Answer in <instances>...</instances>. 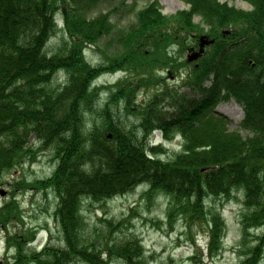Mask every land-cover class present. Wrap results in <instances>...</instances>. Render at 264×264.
Here are the masks:
<instances>
[{
    "label": "trees",
    "instance_id": "obj_1",
    "mask_svg": "<svg viewBox=\"0 0 264 264\" xmlns=\"http://www.w3.org/2000/svg\"><path fill=\"white\" fill-rule=\"evenodd\" d=\"M111 1L0 0V187L14 166L33 163L41 151L51 150L56 162L52 175L20 182L15 189L53 191L55 219L65 240L64 247L47 245L37 251L29 246L37 229L10 231L5 243L15 252L13 264H112V255L126 264H152L137 238L120 247L79 241L85 200L105 202L141 185L147 187L145 196L167 198L169 217L211 218L210 255L218 251L227 225L206 200L239 192L246 249L241 264H264V0H244L251 3L250 10L227 1L184 0L189 7L171 15L155 0L118 33L113 12L92 15ZM59 33L61 45L48 52L49 41ZM201 34L215 42L199 59H184ZM109 35L121 51L90 63L85 46L99 49ZM60 71L66 80L53 86ZM117 71L125 76L111 86L100 119L107 125L101 129L96 123L86 130L85 113L94 102L97 106L99 96L95 80ZM165 71L180 87L166 86L163 94L144 101L147 105L137 103L135 90L151 88L159 81L155 72ZM230 99L244 110L236 129L217 111L220 102ZM121 101L139 121L138 136L113 116L112 104ZM156 130L166 141L181 138V150L172 158L160 156L164 143H152ZM17 191L9 204L0 206L4 229L22 220ZM198 264L206 263L200 259Z\"/></svg>",
    "mask_w": 264,
    "mask_h": 264
},
{
    "label": "rangeland",
    "instance_id": "obj_2",
    "mask_svg": "<svg viewBox=\"0 0 264 264\" xmlns=\"http://www.w3.org/2000/svg\"><path fill=\"white\" fill-rule=\"evenodd\" d=\"M152 1L155 0H127L126 3L122 0H113L110 4L106 2L100 5L92 12V15L101 12H113L115 31L118 33L122 28L125 27L126 29L133 24L136 21L135 12ZM220 1H227L237 8L245 10H250L252 7L251 3L244 0ZM158 2L165 15L175 14L189 7V4L184 0H158ZM195 21L200 23L201 18L197 16ZM59 26L61 29L62 23H59ZM62 39L63 35L60 33L54 36L49 41L48 52L54 53L61 45ZM99 45V49H97L98 46H85V57L92 64H98L106 57L111 58L121 51V47L115 42L113 35L104 37ZM187 54L185 53L184 59ZM124 76L122 72L105 73L95 80L94 85L100 87L99 96L96 100L97 106L94 102L91 110L85 113L86 130L92 129L96 123L101 126V129L107 125L102 126L100 121L101 116L105 114L104 106L109 103L111 86ZM153 78L159 81L152 84L151 88L141 87L135 90L134 96L137 103L147 105V102L144 101L156 94H163L166 91V86H169L170 89L180 87L181 82L177 79L176 81L173 80L175 76L166 71L155 72ZM65 80L66 73L60 71L51 84L53 86L60 85ZM112 106L113 116L116 119L119 117L120 125L128 130H134L138 136L139 125L137 124L139 121L134 117L135 114L126 110L123 101L112 104ZM165 110L170 109L166 108ZM217 110L232 120L231 129H236L244 116L243 108L234 99L220 102ZM181 142L179 136L174 137L173 140H164L160 131H155L152 138L153 144L164 143L166 151L160 154L163 158H172L173 154L181 150ZM33 161V163L18 164L6 173L4 183L0 187L4 191V195L0 194V206L4 203H10L13 193L17 191L15 188L20 185V182L41 181L50 177L55 170L56 162L51 150L41 151ZM145 191H147V187L142 185L127 194L119 195L105 202L85 200L82 208L84 221L79 229L80 244L91 245L96 243L101 246L109 243L120 247L137 238L146 252V257L152 264H198L200 259L206 264H241L246 249L242 247L241 219L244 206L242 195L239 192L235 191L229 199L206 200L209 209H215L223 214L227 225L224 235L220 237L218 248H216L218 251L210 255L208 222L211 218L201 221L202 218L195 219L190 214L189 217H184L181 214L169 217L167 198L162 195L149 198L144 195ZM16 197L20 203L22 220L10 222L8 229L0 226V259H4V264H13L14 261L15 252L12 249H7L5 243V235L10 231L14 234L26 229H37L36 240L29 245L32 249L41 250L46 245L64 247L65 240L54 214L57 199L53 191H45L44 189L39 191L33 186V189L30 188L28 191L18 190ZM201 224L203 226H200ZM256 231V229L252 230V233H256ZM252 239L253 236L250 237V240ZM199 242L205 246L204 250L199 248ZM112 261V264H126L120 256L112 255Z\"/></svg>",
    "mask_w": 264,
    "mask_h": 264
},
{
    "label": "water",
    "instance_id": "obj_3",
    "mask_svg": "<svg viewBox=\"0 0 264 264\" xmlns=\"http://www.w3.org/2000/svg\"><path fill=\"white\" fill-rule=\"evenodd\" d=\"M211 42H213V40H210L206 35L201 36L200 50L194 51L192 54H190L188 57L189 60H194V59L198 58L202 54V52L204 50V46L206 44L211 43ZM0 193L3 194L4 191L0 190ZM0 264H2V261H0Z\"/></svg>",
    "mask_w": 264,
    "mask_h": 264
}]
</instances>
